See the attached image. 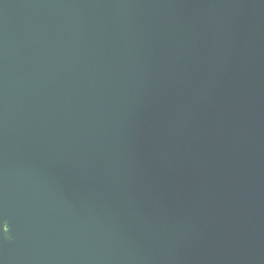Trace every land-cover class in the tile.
<instances>
[{
  "label": "water",
  "instance_id": "obj_1",
  "mask_svg": "<svg viewBox=\"0 0 264 264\" xmlns=\"http://www.w3.org/2000/svg\"><path fill=\"white\" fill-rule=\"evenodd\" d=\"M0 264H264V0H0Z\"/></svg>",
  "mask_w": 264,
  "mask_h": 264
}]
</instances>
